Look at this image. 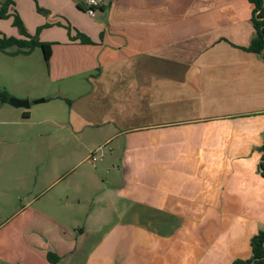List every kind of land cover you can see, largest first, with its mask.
I'll list each match as a JSON object with an SVG mask.
<instances>
[{"label": "crops", "instance_id": "1", "mask_svg": "<svg viewBox=\"0 0 264 264\" xmlns=\"http://www.w3.org/2000/svg\"><path fill=\"white\" fill-rule=\"evenodd\" d=\"M76 4L77 33L42 41L55 89L38 98L63 103L71 135L97 131L99 149L114 145L111 167L97 173L109 201L94 202L99 212L77 235L36 237L28 253L1 252L0 264H52L48 253L57 264L250 259L264 231V53L244 51L254 6L107 0L90 17Z\"/></svg>", "mask_w": 264, "mask_h": 264}, {"label": "rangeland", "instance_id": "2", "mask_svg": "<svg viewBox=\"0 0 264 264\" xmlns=\"http://www.w3.org/2000/svg\"><path fill=\"white\" fill-rule=\"evenodd\" d=\"M70 1L15 0L8 16L0 19V36L22 38L14 25L16 16L27 33L41 42L75 34L81 19L76 16L82 17L76 2L81 0H72L73 5ZM17 50L0 51V91L18 101L33 96L26 98L29 109L0 102V253L13 258L28 253L27 245L36 243V237L54 242L67 232L64 229L77 235V227L84 228L91 213L99 212L94 202L99 208L109 201L102 197L104 186L97 173L110 168L115 156L113 144L99 149L104 138L99 132L75 136L67 132L60 101L36 104L44 99L39 95L49 97L55 89L48 63L40 48L29 54ZM26 112L32 113L28 119ZM92 156L96 163L89 159ZM90 181L95 182L93 187ZM49 249L53 251L52 246Z\"/></svg>", "mask_w": 264, "mask_h": 264}, {"label": "trees", "instance_id": "3", "mask_svg": "<svg viewBox=\"0 0 264 264\" xmlns=\"http://www.w3.org/2000/svg\"><path fill=\"white\" fill-rule=\"evenodd\" d=\"M253 6L252 24L255 29V36L251 41L249 48L244 51L253 53L255 55H262L264 53V0H248ZM14 5V0H7L0 9V19H4L8 16L9 9ZM15 27H17L21 33L22 38L17 39L13 37L0 36V51L4 52L9 48H18L17 54L25 53L29 54L37 48L43 51V55L47 63L51 57V44L40 42L37 37H31L18 16L15 17ZM40 29L38 30V34ZM83 43H89V41L81 34L78 36ZM26 50V51H24ZM11 95L7 91H0L1 104H8ZM68 104L70 102L68 101ZM24 117L28 118L29 113H25ZM260 152L263 153L262 160L259 164V173L264 178V143L260 148ZM252 257L248 260H236L233 264H264V231H260L251 239ZM47 258L50 263L57 264L60 259L52 253H48Z\"/></svg>", "mask_w": 264, "mask_h": 264}, {"label": "built area", "instance_id": "4", "mask_svg": "<svg viewBox=\"0 0 264 264\" xmlns=\"http://www.w3.org/2000/svg\"><path fill=\"white\" fill-rule=\"evenodd\" d=\"M106 2L107 0H87L84 3L83 7H84L86 14L90 17H93L95 15V11L101 8L103 5H105ZM89 159H92L93 161L96 160L94 156H92Z\"/></svg>", "mask_w": 264, "mask_h": 264}, {"label": "water", "instance_id": "5", "mask_svg": "<svg viewBox=\"0 0 264 264\" xmlns=\"http://www.w3.org/2000/svg\"><path fill=\"white\" fill-rule=\"evenodd\" d=\"M45 101H46L45 99H41L37 101L36 104H42V103H45ZM9 104L17 108L23 107V108L29 109L31 107V103L29 100L18 101V99L14 97H11L9 99Z\"/></svg>", "mask_w": 264, "mask_h": 264}]
</instances>
